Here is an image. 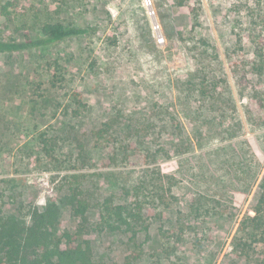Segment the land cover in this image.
<instances>
[{
  "label": "rangeland",
  "instance_id": "rangeland-1",
  "mask_svg": "<svg viewBox=\"0 0 264 264\" xmlns=\"http://www.w3.org/2000/svg\"><path fill=\"white\" fill-rule=\"evenodd\" d=\"M0 23L17 41L88 30L0 54L3 215L55 204L95 264L262 261L263 240L231 241L264 171V0H0ZM139 201L101 230L103 203Z\"/></svg>",
  "mask_w": 264,
  "mask_h": 264
},
{
  "label": "trees",
  "instance_id": "trees-1",
  "mask_svg": "<svg viewBox=\"0 0 264 264\" xmlns=\"http://www.w3.org/2000/svg\"><path fill=\"white\" fill-rule=\"evenodd\" d=\"M182 4L183 1H179V5ZM87 33L85 29L45 23L40 28V36L34 39L27 37L17 41L0 35V54L24 52ZM258 187V200L238 222L231 241L233 248L244 255L255 243L264 241V171ZM75 199L72 201L74 213L82 215L85 207L80 203L74 205ZM139 202L132 210L115 206L112 202L103 203L98 215L101 230L116 231L137 223L142 212V203ZM58 216L59 210L55 204L41 212L35 210L27 225H21L15 218H8L0 212V264H95L89 246L79 242L70 232L57 231ZM138 256L135 255V258ZM259 264H264V258Z\"/></svg>",
  "mask_w": 264,
  "mask_h": 264
},
{
  "label": "built area",
  "instance_id": "built-area-1",
  "mask_svg": "<svg viewBox=\"0 0 264 264\" xmlns=\"http://www.w3.org/2000/svg\"><path fill=\"white\" fill-rule=\"evenodd\" d=\"M148 5V4H147Z\"/></svg>",
  "mask_w": 264,
  "mask_h": 264
}]
</instances>
